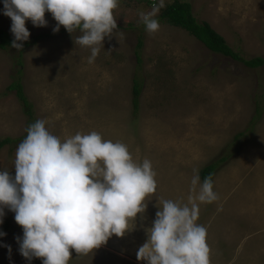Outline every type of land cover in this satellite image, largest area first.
Instances as JSON below:
<instances>
[{
  "label": "rangeland",
  "instance_id": "374dc122",
  "mask_svg": "<svg viewBox=\"0 0 264 264\" xmlns=\"http://www.w3.org/2000/svg\"><path fill=\"white\" fill-rule=\"evenodd\" d=\"M180 1L189 3L197 22L208 23L240 59L264 60V0ZM172 2L163 0L162 7ZM160 8V0H119L117 29L97 46L91 63V49L75 43L79 29L69 33L60 26L54 32L51 13H45L46 27L26 21L29 40L44 37L22 52L21 68L17 49L0 50V142L13 140L0 148V171L15 176L17 147L37 120L62 142L94 131L125 144L135 162H151L157 190L146 197L145 211L123 237L112 236L86 255L72 250L69 264H147L137 259V251L148 240L161 202L191 206L190 197L199 192L192 184L194 173L216 164L217 199L196 201L210 264H264V65L249 69L212 53L186 31L160 22ZM3 11L0 0V29L14 38ZM141 12L154 14L157 31L146 30ZM15 80L23 86L33 119L7 90ZM136 81L137 110L132 102ZM14 217L5 207L0 264H42L20 254L17 238L23 229Z\"/></svg>",
  "mask_w": 264,
  "mask_h": 264
},
{
  "label": "clouds",
  "instance_id": "9594fccd",
  "mask_svg": "<svg viewBox=\"0 0 264 264\" xmlns=\"http://www.w3.org/2000/svg\"><path fill=\"white\" fill-rule=\"evenodd\" d=\"M3 2V15L12 21L11 46L17 50H22V42L30 37L26 21L46 27L45 13L57 21L54 32H59L60 26L69 33L75 29L82 32L75 43L91 49L90 63L100 51L97 46L117 29L114 10L119 0ZM139 15L146 30L159 29L154 14ZM14 166V177L7 170L0 171V225L7 207L23 229L17 243L29 262L40 258L42 264H69L72 250L86 255L112 236L123 237L130 222L145 211L146 197L157 190L151 162H135L125 144L104 140L94 131L77 133L62 142L47 130L44 120L28 126ZM192 184L199 185V192L190 197L191 206L161 202L148 240L137 251L138 260L147 264H210L207 229L197 223L196 201L211 203L217 195L211 177L201 182L196 172ZM5 235L0 231V237ZM5 247L11 251L10 246Z\"/></svg>",
  "mask_w": 264,
  "mask_h": 264
},
{
  "label": "trees",
  "instance_id": "16d2710c",
  "mask_svg": "<svg viewBox=\"0 0 264 264\" xmlns=\"http://www.w3.org/2000/svg\"><path fill=\"white\" fill-rule=\"evenodd\" d=\"M192 7L189 3H186L185 1L180 0H173L171 4H168L164 7L160 8V15H159V21L175 27L180 28L184 31H186L191 37L196 39L198 42H200L205 48H207L209 51H211L214 54L222 55L224 57L232 58L234 61L242 62V64L249 68V69H255L262 67L264 65V60L261 58L251 59L248 61L240 59L236 54L232 52V50L226 45V42L224 39L218 35L209 24L206 22L199 23L192 15ZM42 37H36L32 40H28L23 43L22 50H18V58H17V65L21 68L22 61H21V54L23 51H25L27 48L33 45V43L40 40ZM14 38L11 37L8 32H6L3 29H0V50L1 51H7L11 48L12 42ZM142 46V42L139 39L137 48H140ZM18 74H20V70L18 71ZM8 92H14L16 98L21 103L24 114L28 117V119H33V113H32V106L30 102L28 101L26 95L23 91V86L20 82V80H15L13 83L8 86L7 88ZM133 106L134 109L137 110L138 108V101H139V94H140V85L136 81L133 85ZM243 136V135H242ZM10 143H13V140L6 138L2 142H0V148H2L5 145H8ZM221 161H225V159H221ZM216 170V164H210L204 167L199 176L200 180L203 182L205 178L211 177L213 179V174ZM7 228V223H5L0 231L5 232Z\"/></svg>",
  "mask_w": 264,
  "mask_h": 264
}]
</instances>
